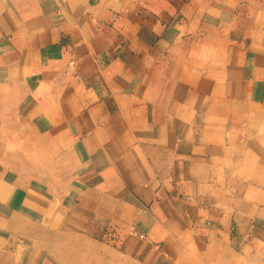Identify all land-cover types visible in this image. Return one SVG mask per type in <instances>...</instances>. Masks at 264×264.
Listing matches in <instances>:
<instances>
[{
	"label": "crops",
	"instance_id": "0c3cea01",
	"mask_svg": "<svg viewBox=\"0 0 264 264\" xmlns=\"http://www.w3.org/2000/svg\"><path fill=\"white\" fill-rule=\"evenodd\" d=\"M204 40H220L226 56L207 62L201 74L195 50L180 47ZM23 59L37 66L26 107L46 112L30 120L47 123L63 138V154L74 156L77 172L67 177L75 185L57 209L64 218L94 233L122 217L121 227L132 230V242L122 246L158 264L173 228L189 216L204 218L199 204H212L208 218L225 217L227 207L200 193V184L220 183L201 182L200 170L209 165L201 156L226 147H203L199 139L207 123L221 127L224 138L241 139L251 112L263 121L264 0H0V73ZM70 62L76 71L68 76ZM1 139L0 129V264H53L48 248L25 250L7 228L16 204L33 208L13 188L39 181L1 153ZM115 186L128 194L118 202L134 218L118 205L104 218L103 187ZM230 200L223 196L222 203Z\"/></svg>",
	"mask_w": 264,
	"mask_h": 264
},
{
	"label": "rangeland",
	"instance_id": "374dc122",
	"mask_svg": "<svg viewBox=\"0 0 264 264\" xmlns=\"http://www.w3.org/2000/svg\"><path fill=\"white\" fill-rule=\"evenodd\" d=\"M207 42L198 41L193 46L191 42L178 44L181 45V52L195 50L201 74L206 71L207 62L216 60L214 58L222 54L226 56V47L220 40L215 45ZM26 62L28 60L23 59L18 69L0 73L1 153L17 168H22L23 174L32 177V181H39L18 182L19 188H13L20 198L25 194L33 207L19 205V202L15 207L19 205L21 211L13 208L17 215L10 217L7 226L13 238L24 245L25 250L28 247L26 244L39 243L48 248L44 254L53 264H155L153 260L146 262L122 246L126 241L132 242L128 240L132 230L121 227L126 221L122 217L117 224L107 223L92 233L80 228L75 218H64L65 213L58 212L61 200L74 188L75 182H68L67 175L71 172L70 179L73 177V173L77 172L73 170L76 164L74 156L71 154L69 158L60 148L63 138L57 133L62 132V127L58 129L59 124L56 128L58 135H55L47 128V123H32L29 118L31 114L37 116L46 112H40L38 108L30 111V107H26V102L29 103L34 93L31 83L37 68L35 63L27 66ZM74 64L69 63L68 76L76 71ZM43 91L47 94L45 87ZM48 92L53 96L52 90ZM61 92L59 90L56 94L57 100ZM251 113L250 122L241 127L244 134L241 139L237 138L238 133L224 138L221 127L214 123L206 124L203 130L206 136L199 139L200 145L208 147L215 144L226 149L224 154L201 156L209 164L200 170L204 173L201 182L220 185L202 183L200 193L211 192L216 198V207H227L226 215L224 218H208L212 204L206 201L199 204L204 218L189 216L176 229L173 228L176 234L161 241L160 248L165 253H162L158 264H264V111L258 109L257 113L263 116V121L257 123L256 112ZM223 182H227L226 187ZM120 186L126 191L124 186ZM102 194L101 212L105 219L109 220L110 211L117 205L119 213L123 212L122 216L134 218L130 210L124 211L118 202L128 199V194L121 188L103 187ZM223 196H230V202L223 204ZM240 200L241 204L238 203ZM29 214L34 217L26 218ZM227 214L231 216L228 218Z\"/></svg>",
	"mask_w": 264,
	"mask_h": 264
},
{
	"label": "bare ground",
	"instance_id": "6f19581e",
	"mask_svg": "<svg viewBox=\"0 0 264 264\" xmlns=\"http://www.w3.org/2000/svg\"><path fill=\"white\" fill-rule=\"evenodd\" d=\"M73 64V63H72Z\"/></svg>",
	"mask_w": 264,
	"mask_h": 264
},
{
	"label": "built area",
	"instance_id": "2783aa9c",
	"mask_svg": "<svg viewBox=\"0 0 264 264\" xmlns=\"http://www.w3.org/2000/svg\"><path fill=\"white\" fill-rule=\"evenodd\" d=\"M142 236V235H141Z\"/></svg>",
	"mask_w": 264,
	"mask_h": 264
}]
</instances>
